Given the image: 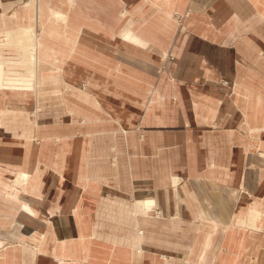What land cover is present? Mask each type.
<instances>
[{"label":"crops","instance_id":"obj_1","mask_svg":"<svg viewBox=\"0 0 264 264\" xmlns=\"http://www.w3.org/2000/svg\"><path fill=\"white\" fill-rule=\"evenodd\" d=\"M165 1L167 15H185L189 10L183 25L195 24L186 29L167 16L163 50L179 56L178 64H165L160 75L154 64L144 67L154 78L141 82L146 91L154 93L148 94L130 126L123 123L122 115L107 107L109 113L104 119L100 112L97 127H92L93 118L88 116L80 127H67L61 133L44 134L41 130L36 142L29 143L36 150V178H29L23 192L7 199H15L26 208L17 213L15 204L4 202L0 229H9L4 222L16 217L11 230L20 231V239L25 238L22 232L36 231L33 241L37 248L22 245L14 249L15 255L14 250L7 249L0 255V264H15L12 256L20 255L19 264L218 261L219 244L212 246L211 255H205L201 251L205 245L198 250L197 240L192 239L194 232L209 228L210 224L204 225L200 218L230 213L218 204H208L204 181L219 186L220 178H231L233 182L243 180L246 186L247 178H264V157L252 150L253 145H259L264 151V82L260 80L261 90L255 95L250 89L253 87L242 82L244 88L229 98V89L226 92L219 84L217 71H228V80L241 70L264 73L262 59H252L264 56V0ZM224 16H228L226 20ZM225 21L232 22L233 28L219 31ZM136 34L133 38L143 37ZM241 41L244 47L239 46ZM119 62L116 69L122 68ZM2 67L0 59V81L5 76ZM189 71H211L213 78L204 79L200 74L189 79ZM101 107L96 105V109ZM67 112L68 119L75 121L74 112L69 108ZM102 120L110 125L101 126ZM81 142L83 148L77 145ZM52 153L56 162L48 159ZM40 165H51L56 178H39ZM179 179L183 182L177 185ZM235 186L230 190L233 201L238 193ZM132 195L141 202L153 201L165 218L145 217L143 209L131 201ZM8 239L0 238V247L8 248Z\"/></svg>","mask_w":264,"mask_h":264},{"label":"rangeland","instance_id":"obj_2","mask_svg":"<svg viewBox=\"0 0 264 264\" xmlns=\"http://www.w3.org/2000/svg\"><path fill=\"white\" fill-rule=\"evenodd\" d=\"M165 3V0H0V59L5 73L0 81V207L4 202L11 201L17 207V213H20L21 207L26 208L15 199H7L26 189L29 179L18 178L19 173L26 172L29 178H36L37 158L32 144L41 130L44 134L53 131L61 133L67 127H80L88 116L93 118L92 127H97L95 123L100 112H103L104 119L107 117V107L113 113L122 115L125 125L130 126L136 120L133 115L141 112L148 94L151 96L154 93V90L146 91L141 82L154 78L153 72L148 73L144 67L148 68V63L154 64L160 75L165 64L177 65L179 62V56L163 50L167 44L163 33L167 32V16L181 26L191 11L188 10L185 15L176 12L167 15ZM224 17L226 20L228 16ZM209 22L211 26V18ZM231 26H234L232 22L225 21L219 31L228 32ZM19 29H29L26 39L37 44L36 88L32 76L20 75L26 73V67L20 64L23 50L4 42L7 32ZM136 32L143 37L133 38L132 34ZM146 35L152 36L151 39H146ZM243 43L241 41L239 46L244 47ZM201 57L205 59V56ZM259 58L264 62V56H252L256 61ZM119 59L123 65L121 69H116ZM200 74L205 79L212 77L213 72L189 71L188 78ZM217 74L219 84L227 89L226 92L229 89V98L236 97L240 88L246 85L253 87L250 89L255 95L261 90L260 80L264 82V73L259 70L236 71L232 80H228V71H217ZM106 100L109 102L106 103ZM99 103L102 110L100 106L99 110L96 109ZM68 108L74 112L75 121L73 117L68 119ZM100 125L106 127L110 124L102 120ZM139 138L143 139V135L140 134ZM77 145L83 148L82 142ZM252 148L256 155L264 157L259 145ZM54 156L52 153L48 159L51 157L55 161ZM38 167L39 178H56L51 165ZM78 172L76 170V178L80 175ZM230 179L220 178L219 186L204 181L205 191H208L206 196L210 197L208 204L214 207L218 204L217 207L230 213H221L213 219L211 216L210 219L205 216L200 218L204 225L210 224L209 228L194 232L192 239L197 240L198 250L205 245L201 249L205 255H211L212 246L219 244L218 261L214 264H264V178H247L246 186L243 180L233 182ZM178 181L177 185L183 179ZM234 185L238 191L235 201L230 191ZM216 195H219L218 199ZM131 201L135 207L143 209L145 217L165 218L156 204L152 207L139 206L141 201L135 195L131 196ZM15 221L16 217L10 218L8 224L4 222L3 225L9 229H0V238H11L6 244L8 248L0 247V255L5 254L7 249L14 250L22 245L33 250L37 248L33 241L36 231L22 232L25 238L20 239V231L11 230ZM13 254H16L15 250ZM12 258L15 264H19L22 256Z\"/></svg>","mask_w":264,"mask_h":264},{"label":"bare ground","instance_id":"obj_3","mask_svg":"<svg viewBox=\"0 0 264 264\" xmlns=\"http://www.w3.org/2000/svg\"><path fill=\"white\" fill-rule=\"evenodd\" d=\"M28 32H29V29H19L16 31L7 32L6 37L4 36V38H5L4 42L14 44L23 50V53L21 55L22 58H21L20 64H21V66L24 65L26 67V73H23L22 75L25 76L27 74L28 76H32V78H34V87L36 88V86H37V68H38V62H37V57H36V55H37L36 54V47H37L36 45L37 44L36 45L34 44V42H33L34 40L32 42H28L29 40L26 39V34H28ZM35 41H37V39ZM29 177H30V175L25 174V173H19V176H18V178L25 179V180L27 178L29 179ZM21 181L23 182V180H21ZM138 203H139V206L142 205V206H147V207H152V205H155V203L153 201H146V202L142 201V202H138ZM159 214H160V212H159Z\"/></svg>","mask_w":264,"mask_h":264}]
</instances>
